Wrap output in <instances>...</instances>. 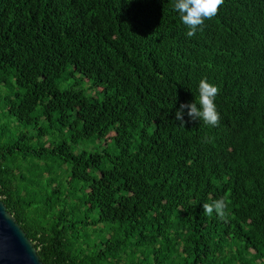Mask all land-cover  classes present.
<instances>
[{"label": "trees", "instance_id": "obj_1", "mask_svg": "<svg viewBox=\"0 0 264 264\" xmlns=\"http://www.w3.org/2000/svg\"><path fill=\"white\" fill-rule=\"evenodd\" d=\"M173 5L0 0V199L43 264H264V0L193 37ZM204 78L219 126L179 125Z\"/></svg>", "mask_w": 264, "mask_h": 264}, {"label": "clouds", "instance_id": "obj_2", "mask_svg": "<svg viewBox=\"0 0 264 264\" xmlns=\"http://www.w3.org/2000/svg\"><path fill=\"white\" fill-rule=\"evenodd\" d=\"M224 0H174V10L180 15L181 21L189 29L186 32L188 37H193L198 30L202 31L206 20L217 16ZM219 87L210 83L207 78L201 79L198 86V97L194 102L182 103L176 111L175 119L179 125L187 123L184 120L185 109L191 120H200L204 125L218 127L220 113L217 110L216 97L219 94ZM228 203L225 198L213 200L211 203H204L203 210L206 216L211 217L215 212L219 219L226 221V209Z\"/></svg>", "mask_w": 264, "mask_h": 264}, {"label": "water", "instance_id": "obj_3", "mask_svg": "<svg viewBox=\"0 0 264 264\" xmlns=\"http://www.w3.org/2000/svg\"><path fill=\"white\" fill-rule=\"evenodd\" d=\"M0 264H43L36 247L1 199Z\"/></svg>", "mask_w": 264, "mask_h": 264}]
</instances>
